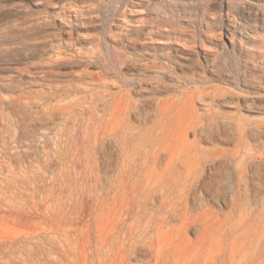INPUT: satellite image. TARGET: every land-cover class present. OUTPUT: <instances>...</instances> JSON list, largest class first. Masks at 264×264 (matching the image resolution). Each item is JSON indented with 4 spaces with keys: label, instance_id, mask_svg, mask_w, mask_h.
<instances>
[{
    "label": "bare ground",
    "instance_id": "6f19581e",
    "mask_svg": "<svg viewBox=\"0 0 264 264\" xmlns=\"http://www.w3.org/2000/svg\"><path fill=\"white\" fill-rule=\"evenodd\" d=\"M237 11L241 28L252 40L256 30L264 26V21H257L258 15L264 20V11L258 14L255 7L246 3H242ZM60 17L63 20V16ZM26 31L29 36L41 34L43 40L31 42L29 46H13V51L0 54V61L11 65L12 72L16 73L0 76V110L8 109L12 115L6 122L11 142H3L1 151L9 153L7 150L14 149L19 157L30 151L32 157L39 158L36 142L50 137L47 132L38 137L37 131L46 127L37 128L35 123L45 120L49 126H54L47 128L54 129L58 160L50 158L45 145L46 151L42 153L46 163L43 166L47 170L57 167L58 172L48 189L49 197L28 206V211L34 208V212L23 216L21 210L24 208L18 197L6 207L8 211L3 212L1 209L10 200L0 201L2 221L10 217L15 225L29 226V218L36 212L40 219V223H35L40 226L38 233H0V264H38L48 256H56L55 264H249L250 260L253 264H262L264 201L249 202L247 194L250 178L252 186L259 190L254 191L253 200L264 195V162H261L264 159H255L264 149L261 121L223 123L222 137L234 145V149L227 151L215 146L210 149L198 147L202 141H210L213 145L214 138L211 133H197V122L189 123L187 129L193 131V140L182 141L180 150L175 147L162 153L155 149L153 142L156 129L161 127L164 119V100L153 108L145 101L140 102L141 113L140 109L132 107L139 120L146 124L153 117L154 125V131L152 128L137 129L133 135L131 126L125 123L128 108L122 113L121 107L126 105L123 96L114 95L103 100L104 96L90 92L89 96L82 97L78 96L84 92L80 88L73 91L52 84L53 68L60 60L53 59L51 52L72 45V27L63 33L69 41L61 40L58 46L52 44L50 37L60 36V32L50 33L37 24L27 27ZM153 33L164 36V28ZM153 33L144 34L145 46L141 47L138 63L149 68L146 61L151 59L150 67L163 71L164 67L169 68L174 63L181 69L191 62L184 52L166 56L164 45L169 42L164 38H152ZM4 44L8 43L0 39V46ZM15 44L18 42L11 43ZM74 51L75 54L83 53L77 48ZM30 54L31 60L28 59ZM21 60L26 61L24 65ZM202 60L206 63L209 58L203 55ZM32 70L41 75L38 84L41 89L25 92L26 86H36L33 83L37 77L29 81L22 79V74ZM2 91L7 96H3ZM99 102L104 117L109 119L90 125ZM64 107H72V116ZM247 112L250 116L264 115V99L256 110ZM0 115V121H3L1 112ZM70 118L72 125L68 127L65 119ZM90 130L94 136L89 134ZM79 131L82 137L78 140ZM12 142L16 143L13 147L10 146ZM135 144L139 147L131 152ZM97 148L103 152L106 166L101 171L88 172L91 177L87 181L88 196L78 198L77 188L85 179L83 165L89 162L78 164L77 156H87L89 151ZM67 150L74 152L70 158L66 156ZM112 159L117 163L113 168L110 166ZM18 162L15 167L8 165V169L13 168L11 176L19 180L24 161L19 158ZM225 178L230 180L228 186L223 184ZM18 186L16 181L14 190L17 192ZM209 202L217 206L223 204L229 211L215 213L208 206ZM248 207L253 208V212L248 214ZM251 217L258 220L254 234L257 239L255 246L248 249L245 247L246 227L250 226ZM190 233L193 239L189 237ZM250 236L252 242L253 232Z\"/></svg>",
    "mask_w": 264,
    "mask_h": 264
},
{
    "label": "rangeland",
    "instance_id": "374dc122",
    "mask_svg": "<svg viewBox=\"0 0 264 264\" xmlns=\"http://www.w3.org/2000/svg\"><path fill=\"white\" fill-rule=\"evenodd\" d=\"M242 3L255 7L258 14L264 11V0H0V39L8 43L0 46V54L5 55L13 46H29L31 42L43 40L41 34L28 35L26 28L34 24L50 33H61L60 36L50 37L54 46H58L61 40L69 41L67 35L63 33L72 27L75 45L72 43L68 47L61 48V51L54 49L51 52L53 59L60 60L53 68L54 86L70 88L73 91L80 88L84 92L78 96L82 97L89 96L90 92L104 96L103 100H109L114 95L123 96L126 105L121 107L122 113L124 108H128V119L125 123L131 126L133 135H136L137 129H153L154 125L153 117L146 124L139 120L132 107L140 109L141 113L140 102L145 101L149 106L153 105V108L159 101L164 100V119L160 123L161 127L156 129L153 142L155 149L162 153L175 147L177 150L182 149V141L191 142L193 131L188 130L187 125L195 122L198 125L197 133L201 131L207 135L211 133L214 138L213 145L210 141H202L198 147L210 149L215 146L223 151L232 150L234 145L225 142L222 137L224 124L246 120L261 121L264 125V115L250 116L247 112L256 110L264 99V26L256 30L252 40L248 38V34L239 24L241 19L237 10ZM60 16H63V20ZM259 17L260 15L257 17L258 22L264 21ZM163 28L164 36L153 33L160 32ZM147 32L153 33L152 38H164L169 42L168 45H164L163 52L166 56L172 57L176 52H184L190 57L191 62L181 69L174 63L169 68L164 67L163 71L151 68V59L146 61L149 68L144 63H138L139 55L142 54L141 47L145 46L144 34ZM14 41L18 44L11 45ZM74 48L82 50L83 53L75 54ZM151 52H160V50H151ZM203 55L209 58L206 63L202 60ZM31 57L32 54L28 59L31 60ZM62 60L66 62H61ZM21 62L24 65L23 62L26 61L21 60ZM8 75H16V73L12 72L11 65L0 61V76ZM22 75V79L28 81L37 77V81L33 83L36 86H26L25 92L41 89L38 85L40 74L33 73L32 70ZM2 92L3 96H7L6 92ZM101 102L93 113L90 125L99 120L109 119L104 117L105 112ZM64 109L72 116V107H64ZM0 112L5 120L0 121V175H2L0 201L10 200V202L6 201V205L1 210L8 211L6 207L14 203L18 197L24 208L21 210L22 214L25 216L29 214L28 212L35 211L34 208L28 211L29 205L40 202L51 194L48 189L58 168L49 170L46 166L44 168L46 162L43 160V153L47 146L50 158L53 161L58 160L57 147L53 139L54 129L47 128L54 126H49L50 124L45 120L35 123L37 128L46 127L37 131L36 135L40 137V134L47 132L50 139L40 138L36 142L39 158L32 157L30 151L29 156H21V153L19 157L14 149L7 150L9 153L1 151L3 142H11V132L7 129L6 122L9 116L11 120L12 115L8 109ZM65 121L68 127L72 125V118ZM89 132L94 136L92 130ZM80 137L82 134L79 131L77 139ZM77 139L75 141L79 140ZM15 144L12 142L10 146L13 147ZM138 147L139 145L135 144L131 152ZM67 151L69 154L66 153V156L70 158L74 152ZM261 152L263 154L255 158L257 161L264 159V149ZM19 158L24 161V169L20 171L18 180L12 178L13 168L10 171L8 165L12 164L15 167L19 164ZM35 160L39 163H34ZM77 160L78 164L89 162L83 165L85 179L83 185L77 188L79 193L77 197L86 199L87 181L91 179L88 172L103 170L102 168L106 166L104 155L101 149L97 148L96 151H89L87 156L78 155ZM261 162L263 163L264 160ZM116 164L112 159L111 168ZM227 178L223 181L224 186L229 185L230 180ZM16 181L19 184L18 192L14 190ZM250 181L248 178L249 202L264 201V195L259 196L260 199L256 201L253 200L251 196L258 189L254 188ZM70 198L73 199L72 194ZM208 206L215 213L229 211V207L223 204L217 206L209 202ZM248 208V214L253 212V208ZM38 217L39 212L32 213L29 226L15 225L12 223V218L6 217L4 221L0 220V233H38L40 226L35 225L40 223ZM253 217L248 221L250 226L246 227L248 232L245 247L248 249L255 246L257 239L254 234L258 220H254ZM252 232L254 237L251 242ZM192 236L190 233L189 237L193 239ZM263 248L264 238L261 249ZM52 257L48 256L45 261L41 259L39 263L55 264L56 256ZM260 257L264 264V254ZM249 264H253L251 260Z\"/></svg>",
    "mask_w": 264,
    "mask_h": 264
}]
</instances>
